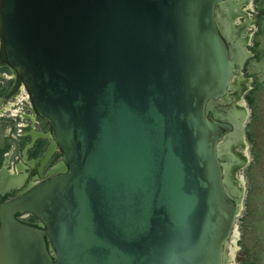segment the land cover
Here are the masks:
<instances>
[{
	"label": "water",
	"instance_id": "water-1",
	"mask_svg": "<svg viewBox=\"0 0 264 264\" xmlns=\"http://www.w3.org/2000/svg\"><path fill=\"white\" fill-rule=\"evenodd\" d=\"M221 1L0 0L2 60L49 127L22 156L36 136L39 170L59 154L0 195V264H224L236 201L217 146L242 123L209 107L240 59Z\"/></svg>",
	"mask_w": 264,
	"mask_h": 264
},
{
	"label": "rangeland",
	"instance_id": "rangeland-1",
	"mask_svg": "<svg viewBox=\"0 0 264 264\" xmlns=\"http://www.w3.org/2000/svg\"><path fill=\"white\" fill-rule=\"evenodd\" d=\"M228 4L232 7L230 8ZM218 8L225 17L224 28L231 38L230 44L240 45L238 52L240 60L235 64L237 70L233 73L231 88L224 97L225 99H229L226 95L232 97L234 107L243 116L242 127L239 130L240 142L237 143V138H234L230 145L237 162L229 166L226 176L239 192L236 200L237 213L234 216V227L229 240V249L234 248L230 263L264 264V0H224L220 2ZM234 8L239 9V12L234 11ZM10 83V79L4 78L0 82V97ZM20 95L21 92L16 95L17 98ZM7 103L2 102L3 106ZM4 119L2 117L0 121ZM231 133L226 140L232 139ZM42 144L41 148L45 147L43 139ZM9 149L10 141L5 136V125L0 122V163L3 152ZM44 149L38 152L39 155ZM30 151L28 150V153ZM58 156V151L54 150L41 166L42 171L47 170L53 159ZM6 158H10V155L8 154ZM24 163V160H20L14 169L6 168L5 184L10 183V179L13 181V178L18 181L20 178L18 175L21 173H24V176L28 175ZM1 176L0 184L4 182ZM22 181L20 180L15 187L7 188L11 195L22 189L20 187ZM22 219L30 223L37 221L32 214L22 215Z\"/></svg>",
	"mask_w": 264,
	"mask_h": 264
},
{
	"label": "flooded vegetation",
	"instance_id": "flooded-vegetation-1",
	"mask_svg": "<svg viewBox=\"0 0 264 264\" xmlns=\"http://www.w3.org/2000/svg\"><path fill=\"white\" fill-rule=\"evenodd\" d=\"M228 6L230 8L232 7L231 4H228ZM222 8H223L222 10H224V5L222 6ZM222 10H220L217 7L216 18H217L218 21L223 23V29L222 30L225 32L226 28H224V26H226V25L224 23L225 21H223V19L225 17L222 16V12H221ZM230 11H232V10H230ZM234 11L239 12V9L235 10V8H234ZM218 12L220 14H218ZM232 12H230V13L232 14ZM3 78L4 79H10L11 83H10L9 86H7L6 91L0 97V111L3 110L2 109L3 108V104H2L3 101H7L8 103H10L12 101V103L10 105V108H12L13 111H15L16 117L17 118L20 117L25 122H27V128H23L24 130H26V129L29 130L30 129V127H31L30 123L31 122L33 123V125H35L36 122L38 124L40 122L41 126L42 125L46 126V123L44 122V120L39 115H35V114L34 115H32V114L29 115V114H27V110H28L27 101L23 98V96H20L19 98H17V96H16V95H18L19 92H21V94L23 95V87H21V82L17 81V78H16V76L14 74V71L2 60L1 53H0V82L3 81ZM233 89H235V88H233ZM227 98L233 99L232 97H229L228 95H227ZM233 101H234V99H233ZM2 117L5 118L4 120H8V121H10L12 123V127L10 129V132L12 134L13 130H14L13 121L9 120V117L1 116V114H0V118H2ZM4 125H5V136L9 139V137L7 135V131H8L9 126L6 125V124H4ZM47 126H48V124H47ZM44 129H46V127H44ZM48 129H49V127H48ZM16 138L18 139V143H19L18 152L15 153L14 148L12 146V143H11V141L9 139V141H10V149L3 152L4 154H3L2 162L0 163V167L1 166H6V168H9V167L12 168V166H15L17 162H19L20 160H24V162H25L24 163V166H25L24 169H27V171H28V175H26V176H24L22 178L23 181H22V184L20 185V187L24 188L28 184H31L32 182H37V181H39L40 179L44 178L47 175V172H48V169H49L50 166L45 171H42V167H40V170H39V163L37 161V157L39 156L40 151H42V149H44L46 147V145H47V139L46 138H42L40 136H36L34 138V140H33L32 145L27 147L26 158L24 159L22 157V149L29 142V140L31 138V134H30V132H28L26 135H24V136L19 135ZM42 139L45 140V144H44L45 147L43 146L44 148L42 147L41 150L39 151V153L37 152L34 155H30L29 153L32 152L34 150V148H36V146L38 144V141L42 140ZM28 150H31V151L28 153ZM8 154L10 155V158H6V156ZM58 158H59V156L56 159H53V162L51 164H54L58 160ZM20 165L21 164H19V166ZM17 183H19V181ZM0 195H1V199H5V198L11 196V193H10V191H8L6 189V191L4 193H0Z\"/></svg>",
	"mask_w": 264,
	"mask_h": 264
},
{
	"label": "bare ground",
	"instance_id": "bare-ground-1",
	"mask_svg": "<svg viewBox=\"0 0 264 264\" xmlns=\"http://www.w3.org/2000/svg\"><path fill=\"white\" fill-rule=\"evenodd\" d=\"M218 5H220V3H218ZM218 5H217V7H218ZM216 11H217V8H216ZM217 22L219 24L220 30L224 33L226 39L230 40L231 38L226 34V32H224L222 30L223 29V23H221L218 20H217ZM230 43H231V41H230ZM239 49H240V45L239 44L238 45L230 44V52L234 53L235 56H237V57H240L239 54H238ZM237 60L239 61L240 59L237 58ZM236 70H237V67H234V71H236ZM233 79H234V75H232V77L228 81L227 93H228V91L231 88L230 86L232 84ZM21 86L23 87L22 84H21ZM23 89L26 90L24 87H23ZM224 97L225 96H223V97H221V98H219L217 100L209 101V107H212V105H214V103H219L220 105H223L224 106V110L221 111V112H223V113H221V116H222V114H223V116H226L234 124V127H237L239 125V123L240 124L242 123V117L243 116H242V114L240 115L238 113L237 109L234 107L233 99H225ZM226 98H227V95H226ZM225 109H227L228 111L226 112ZM237 115H239V117ZM231 134H232V139L230 138V142H232V140L235 137L237 138V143L240 142V140H239L240 135H239L238 131L234 130L233 133H231ZM237 135H239V137H237ZM230 145H232V144L227 143L225 140L220 141L218 143V146H217V151H218L219 155H221V158H222L221 163H222V167H223V170H224V178H225L226 187L228 188L229 193H231L232 197H234L235 201H236L239 192L234 187V185H232V182L229 181L227 179V177H226L229 166L231 164H233L234 162H237V158L235 157L234 152L231 151ZM16 166H18V165H16ZM16 166H12V168L14 169V167H16ZM6 173H7L6 168H5V166H3V168H1V175H2L1 178H2V181H4L2 183L3 186L4 185L5 186L8 185V184H5V174ZM18 176H20V178L18 179V181L20 182V180H22V178L24 177V173H21ZM18 181H15V178H13V181L11 179L9 180L10 183L13 182L14 184L17 183ZM236 204H237V201H236ZM236 213H237V205H236ZM233 227H234V222H233V225H232V229H231V231H230V233H229V235H228V237H227V239L225 240V243H224V251H223L224 264H231L230 263V259L232 257L231 255L233 253L234 248L231 247V249H229V243H230L229 240L231 238Z\"/></svg>",
	"mask_w": 264,
	"mask_h": 264
},
{
	"label": "built area",
	"instance_id": "built-area-1",
	"mask_svg": "<svg viewBox=\"0 0 264 264\" xmlns=\"http://www.w3.org/2000/svg\"><path fill=\"white\" fill-rule=\"evenodd\" d=\"M20 96H23V98L27 101V107H28V110H27V114H29V115H38V114H36L35 112H34V110H33V108H32V106H31V104H30V101H29V99H28V95H27V93H26V90H24L23 89V95H20ZM10 105H11V102L10 103H7V105H5L4 104V106H3V110L2 111H0V114H1V116H6V117H9V120H12L13 121V125H14V130H13V133H12V135H14L15 137H17V136H19V135H21V136H24V135H26L28 132H41V133H46V132H48L49 131V129H48V126H47V121L45 120V118H43V117H41L43 120H44V122L46 123V126H41L40 125V122H39V124L36 122V124L35 125H33V123L31 122L30 123V125H31V127H30V129L29 130H24L23 128H27V122H25L22 118H20V117H16V113H15V111H13V109L12 108H10ZM11 118V119H10ZM43 127V128H42ZM44 127H46V129H44ZM59 159V158H58ZM56 163V162H55ZM53 165V164H52ZM51 165V166H52ZM50 166V167H51ZM49 167V168H50Z\"/></svg>",
	"mask_w": 264,
	"mask_h": 264
},
{
	"label": "trees",
	"instance_id": "trees-1",
	"mask_svg": "<svg viewBox=\"0 0 264 264\" xmlns=\"http://www.w3.org/2000/svg\"><path fill=\"white\" fill-rule=\"evenodd\" d=\"M41 145H43L42 144V140H39L38 141V144H37V146H36V148H34V150L31 152V153H29L30 155H34V154H36L37 152H39L40 150H41ZM59 155V154H58Z\"/></svg>",
	"mask_w": 264,
	"mask_h": 264
}]
</instances>
